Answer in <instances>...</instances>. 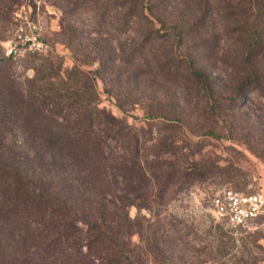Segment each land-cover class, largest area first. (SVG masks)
I'll use <instances>...</instances> for the list:
<instances>
[{"label": "rangeland", "instance_id": "1", "mask_svg": "<svg viewBox=\"0 0 264 264\" xmlns=\"http://www.w3.org/2000/svg\"><path fill=\"white\" fill-rule=\"evenodd\" d=\"M61 16L62 10L50 1L27 0L16 18L0 23V94L6 93V100H0V119L7 129L5 143L21 160L25 153L35 164L27 175L39 179L41 165H49L59 190L62 184L75 198L77 191L88 193L82 177L92 173L95 166L89 159L98 155L68 147L74 144L69 135L49 131L48 107L42 112L34 104L35 90L68 88L76 103L65 106L64 113L93 112L94 130L108 160L118 161L123 172L126 161L138 155L136 160L146 168V180L130 177L132 181L115 183L118 191L113 188L117 194L142 196L128 209L136 224L130 239L133 264H264V219L233 228L211 203L226 187L264 189V97L248 83L238 90L248 66H263L261 50L249 54L241 34L222 31L219 44L194 46L190 36L200 61H183L188 48L178 36L157 38L142 50L149 58L161 54V61H100V55L116 58L131 52L129 45L121 51L120 41L126 37L115 31L107 38L99 32L95 52L90 38L99 30L90 25L88 14L71 17L83 42L70 40L71 32L63 35ZM28 21L40 24L54 51L8 56L10 41ZM225 22L215 15L214 26ZM202 71L212 90L193 74ZM85 196L81 193L78 199ZM100 197L93 198L101 202ZM110 200L104 202L118 207V200Z\"/></svg>", "mask_w": 264, "mask_h": 264}, {"label": "trees", "instance_id": "2", "mask_svg": "<svg viewBox=\"0 0 264 264\" xmlns=\"http://www.w3.org/2000/svg\"><path fill=\"white\" fill-rule=\"evenodd\" d=\"M25 1L0 0V23L11 20L13 16L16 18ZM47 1L62 10V33L71 32L70 40L75 38L83 42V33L71 17L88 14L90 25L99 30L95 37L90 38L95 52L98 46L96 39H100L102 32L107 38L115 31L126 37L124 42L120 41V48L122 51L129 45L131 52L116 58L100 55V61H161V54L156 53L149 58L145 51L141 53L142 50L157 38L174 36L187 45V57L183 61H200L199 53L192 52V45L200 46L212 41L219 44L222 39L219 32L237 31L249 54L261 50L263 55V66L254 69L248 66V77L239 83L238 90L248 83L260 90L264 97V0ZM215 15L226 22L220 26L215 23L214 26ZM157 24H160L159 28ZM160 28L165 29L164 35H161ZM190 36L193 37L192 45ZM193 74L203 77L212 90L206 72ZM3 87L4 82L0 84V91ZM32 93L38 109L48 107L50 110L48 116L45 114L48 117L45 123L52 134L69 135L74 144L68 147L98 156L89 159L95 166L90 169L92 173L87 171L82 177L88 193L77 191L79 195H86L82 201L78 199L79 195L75 198L65 191L62 184L59 190L49 165H41L43 175L39 179L27 175L29 170L36 168L35 164L25 153L21 160L19 152L5 143L7 129L0 119V264H126V261L133 264V258L129 256L132 252L130 239L136 224L128 209L142 196L138 192L117 194L113 188L118 191L115 183L132 181L127 179L130 177L146 180L144 163L136 160L138 155H135L126 161L123 172L118 170V161H109L104 155L103 140H99L94 130L96 117H93V112L90 115L79 112L78 116L77 112L75 116L72 112L64 113L65 106H72L71 102H75L71 97L73 93L68 94V88L60 91L48 87ZM5 95L2 92L0 100L5 101ZM26 160L30 162L29 166H25ZM97 169L99 172L93 173ZM98 193L101 194V202L93 198ZM108 196L113 198L112 202L118 200V207L112 208L104 202Z\"/></svg>", "mask_w": 264, "mask_h": 264}, {"label": "built area", "instance_id": "3", "mask_svg": "<svg viewBox=\"0 0 264 264\" xmlns=\"http://www.w3.org/2000/svg\"><path fill=\"white\" fill-rule=\"evenodd\" d=\"M53 51V45L43 38L41 26L36 21H28L18 28L7 47V55L16 58ZM211 203L233 228L248 227L254 221L264 219V189L226 187L213 196Z\"/></svg>", "mask_w": 264, "mask_h": 264}]
</instances>
